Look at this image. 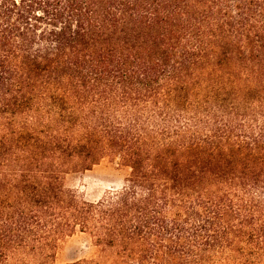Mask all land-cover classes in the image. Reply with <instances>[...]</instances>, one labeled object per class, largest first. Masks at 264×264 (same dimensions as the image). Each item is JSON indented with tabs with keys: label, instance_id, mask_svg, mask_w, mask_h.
Wrapping results in <instances>:
<instances>
[{
	"label": "trees",
	"instance_id": "16d2710c",
	"mask_svg": "<svg viewBox=\"0 0 264 264\" xmlns=\"http://www.w3.org/2000/svg\"><path fill=\"white\" fill-rule=\"evenodd\" d=\"M76 231L70 264H264V0H0V264Z\"/></svg>",
	"mask_w": 264,
	"mask_h": 264
},
{
	"label": "rangeland",
	"instance_id": "374dc122",
	"mask_svg": "<svg viewBox=\"0 0 264 264\" xmlns=\"http://www.w3.org/2000/svg\"><path fill=\"white\" fill-rule=\"evenodd\" d=\"M128 169L121 166L117 159H104L88 170L71 172L65 176L64 184L73 189L84 200L96 202L109 192L120 190L126 181ZM97 247L90 236L76 231L57 243L50 264H70L81 259L95 258Z\"/></svg>",
	"mask_w": 264,
	"mask_h": 264
}]
</instances>
